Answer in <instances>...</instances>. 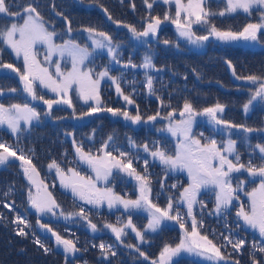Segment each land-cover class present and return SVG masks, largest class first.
<instances>
[{"label": "trees", "instance_id": "16d2710c", "mask_svg": "<svg viewBox=\"0 0 264 264\" xmlns=\"http://www.w3.org/2000/svg\"><path fill=\"white\" fill-rule=\"evenodd\" d=\"M183 2L186 3L187 0H183ZM149 3L152 5L151 8L148 7ZM226 3L227 1L224 0L220 2L205 0L204 6L211 12L219 13L224 11ZM6 4L12 13L23 11L28 6L34 7L42 18L43 24L50 31H58L67 39L70 38L69 33L73 32L72 39L80 41L84 39L85 33L88 32L86 29L89 28L106 32L112 38L115 59L109 53L103 55L97 53L96 58H103L99 61V67L107 69L108 73L116 79L117 84L123 88V94L132 98V104L134 105L132 112L138 111L136 114L141 116V121L147 122H141L146 130L152 128L155 130L151 138L156 143L162 142L164 144L168 140L172 141L164 134L163 124L168 123V120H172L174 116H181L180 112L183 111L186 101L191 103L193 109L197 112H202L203 109L214 107L219 103L224 106L223 112L225 113L224 118H222L223 115H218V118L231 124L244 125L253 129L252 132H244L240 128L231 129L233 131L230 134L232 138L238 137L244 141L243 144L238 145L237 152L242 159L246 158L243 164L248 165L250 161L255 166L264 164V160L253 148L257 143L264 145V104L254 101L253 106L250 107L247 113L243 110V105L259 84H253L244 79H236V76L246 77L248 75L264 77V30H262V34H259L257 45H251V43L250 45L248 43H221L219 40H214L216 39L214 36H209L207 41L197 45L190 43L187 38L181 37L177 26L172 23V20L176 18V4L171 0L167 4L163 0H147V3L145 0H6ZM260 14L261 9L252 12L250 15H245L237 10L235 13H226L224 16L218 14L209 16L208 19L210 24L215 25L217 29L227 30L230 26L238 27L240 24L245 27L254 18L255 20L259 18L258 21H260ZM26 15V13H23L21 17H10L11 20L4 17L0 19V25H10L11 22L21 23L23 21L22 17ZM165 15L169 16L167 21L163 19ZM184 15L181 16L182 23L185 22ZM109 16L111 19H109ZM155 17H159L162 21L155 35L150 33L147 37H136L129 30V27H134L138 32H142L149 23L153 22ZM69 29L71 30L69 31ZM209 30L208 25H192L195 36L208 35ZM164 41L169 43L165 44ZM2 51L0 49V64H9L11 57L7 51ZM145 57L151 59L153 67L147 69L142 67ZM228 61L231 62L233 67H229ZM95 65H97V61L93 62V66ZM131 65H136V67ZM233 68L236 76L233 75ZM148 77L152 79L151 91L147 85ZM10 88L11 86L7 87V89ZM19 90L20 88L16 87V91L19 92ZM107 90L113 92L112 86L108 85ZM170 113H174V115L169 117ZM149 116L156 117V121L150 120L153 121L152 125L148 124ZM200 117L203 116L197 115L194 117L197 122V127L193 132L194 137L201 138L203 143H209L210 140L224 141L229 138V135L224 133L225 130L229 129L224 128L223 125H217L216 129L212 121L211 124L207 125L204 119L201 121ZM122 120L123 118H120V122ZM41 124L44 126L43 128L42 126L39 127L40 125L34 126L31 134L25 138L27 150H20L23 153L25 151L34 152L35 155L30 154L29 156L33 161H36L37 167L40 163L38 155L42 156L44 150L46 151L45 159L50 156L46 163L49 161L59 163V156L62 155V149L59 151L58 142V145L43 146L41 138H38L35 140V146L28 144V141L35 135L57 134L55 130L45 129L48 124H45L43 119ZM147 134L144 137H147ZM137 136L138 133L134 131L133 134L126 137L130 140L132 138L136 139ZM99 137H101L100 133L97 137L98 141L100 140ZM122 138L117 136V145L111 149L112 154L125 162L131 160V166L136 171L140 166L144 167V176L150 182L148 187L158 190L157 188L161 185L160 180L154 175L157 167L152 166L149 156L147 157L144 152L136 153L127 145V141H119ZM22 140L23 137H20L19 144L22 143ZM251 141L252 143L248 145ZM0 143L9 145L10 143L13 144V140L0 130ZM62 144L63 146L64 144L69 145L66 140L62 141ZM121 146L124 148L122 149ZM167 151L171 150L168 149ZM121 152L126 155L121 157ZM145 161L148 162L147 165ZM3 167L5 169L0 171V264H88L87 261H82L83 259L90 261L92 264H152L151 259L156 260L155 252L152 251L155 245L159 243V239H164L162 234L155 238L147 237V241H150L148 244L140 245L135 242V247L131 249L128 245L133 244L128 242L125 246L123 242L114 239L107 241L93 238L75 224H71L69 229L63 228V230L69 232L67 240L73 241L76 248L79 249L80 257L78 261L70 259L64 253L53 252V242L50 238H43L39 235L35 224H33L36 218L31 216L25 209L28 202L26 195L18 197L20 190L15 184L23 179L21 177V167L15 163ZM18 170L21 174H18ZM82 174L88 176V173ZM117 177L119 178L116 175L115 179ZM167 180L169 182L164 184L166 188H170V190H166L167 192L177 193L186 185L183 174L169 175ZM238 183L237 179L233 180V184L237 185ZM173 185L175 186L173 187ZM134 190L132 188V191ZM50 192L60 208H72V217L76 218L75 213L80 212V204L71 199L68 201L57 189L50 187ZM158 192V195H154L156 198L163 195L159 190ZM56 194L59 195V198ZM123 195L126 196L125 193ZM214 195V190L213 194L209 190L199 197L200 200H204L203 206L201 205L204 214L197 215V222L201 224L200 229L202 230L200 234L207 236L220 249L221 255L225 257L223 260L213 259L214 261L211 264H237V262L238 264H253V257L258 264L261 262L264 264V252L259 251L260 247H264L262 239L241 232L239 229L240 224L232 213L227 212L219 215H214L211 212V214L207 213L213 206ZM201 197L204 199H201ZM62 199H65L66 202H63ZM5 205L10 207H5ZM176 210L183 221L188 222L185 211L183 209ZM91 211L96 217H99L95 210ZM17 216L24 219L28 227L14 223L13 221ZM51 219L55 220L54 218ZM49 224L53 228L59 226L55 229H60L59 222L53 221ZM18 227L24 228L27 233L26 237L16 234ZM82 233L86 236L83 237ZM36 240H40L50 251L45 252L43 248L35 243ZM229 240L232 243H229ZM241 240L244 241V244L239 250L233 248V244ZM83 242L85 246L82 245ZM100 244L110 245L111 251L115 252V255L108 254L109 262L103 259L100 260V255L104 254L99 247ZM164 245V243H161L157 247L161 249ZM253 245H256V247L254 248ZM137 248L140 251H137ZM140 252L145 255L141 256ZM146 254L150 258L145 259ZM177 262L178 264H204L190 258L180 259L174 264H177Z\"/></svg>", "mask_w": 264, "mask_h": 264}, {"label": "snow or ice", "instance_id": "6c2138e0", "mask_svg": "<svg viewBox=\"0 0 264 264\" xmlns=\"http://www.w3.org/2000/svg\"><path fill=\"white\" fill-rule=\"evenodd\" d=\"M147 3V0H145ZM165 4L170 3V0H163ZM176 3V18L172 20L177 26L179 35L185 37L192 44H200L203 41H207L209 36H214L219 41L224 43H230L235 41H253L258 42V34H262L264 30V0H227L226 7L224 11L219 13L211 12L209 9H206L204 4L205 0H188L187 4L182 3V0H175ZM148 7L151 8L152 5L149 3ZM259 7L261 9L260 21L257 23L247 24L242 31L234 32L231 30H219L215 25L210 24L209 16L220 15L224 16L226 13H235L237 10H242L244 13H251L255 8ZM106 11V10H105ZM24 12L27 14L23 18V23L19 24L17 22H11L10 25H5L0 27V40H2L8 47L15 52L17 57L23 55L24 61V71L21 72L20 69L14 67L12 64H0V67L11 69L13 72L17 73L20 81L23 83V88L26 93L33 100H43V102L48 106L49 112L52 109L53 104L63 103L67 104L69 107H72L70 99L62 100H45L43 96L38 95L34 87V81L39 80V83L46 88H49L52 92L57 93L58 95L67 96L68 90L72 87L73 83L80 85V95L81 98L87 103L88 100H94L97 104V107L90 109L85 115H90L97 111H108L112 113L113 116H123L126 120H130L133 124L141 122V116L139 114L135 116L129 115L128 112L120 111L118 109L107 108L103 109L99 107L100 97H99V79L93 80L89 72L80 71L79 65L84 63V60L91 54L87 47H80L78 44H75L72 41H65L62 46H57L53 43V37L56 35L54 32H49L42 22V18L39 16V13L36 12V9L32 6H28L24 9ZM35 13V15H33ZM181 13H184V23L181 22ZM0 19L4 17H21V13H12L9 9V6L6 4V0H0ZM109 19L111 17L109 16ZM165 21L169 19L168 15L163 17ZM162 23L159 17L153 18V22L149 23L147 28L138 32L134 27H129V30L136 37H147L150 33L155 35L159 25ZM193 24H204L209 26L208 35L195 36V33L192 31ZM71 29H69L70 31ZM90 35L95 34L102 37V40L93 39L92 43L95 48L103 49L107 47L109 55L115 59V49L111 47L112 38L105 34L104 32H96L95 29H86ZM19 34V39L16 38ZM107 41V44H105ZM37 43H45L49 47V52L47 58L50 59L51 55L54 52H59L60 55H64L65 52L72 58L73 68L72 71L67 75H63L59 71V65H57V75H63L61 81L54 80L52 75L48 73L46 68H41L39 62L36 60V54L33 51V47ZM165 44L169 43L164 41ZM229 67H233L231 62H227ZM136 67V65H131ZM127 67V65H126ZM144 68L153 67L151 59L145 57L144 63L142 65ZM233 75L236 76L235 69L233 68ZM108 76L107 69L99 73V77L103 78ZM116 82L115 78L109 77ZM236 79H244L250 81L253 84H259V86L252 91L249 99L243 105V110L247 113L251 106H253L254 101H259L264 104V77L257 75H248L246 77L236 76ZM147 85L149 90L152 88V79L148 77ZM11 92H15L16 89H10ZM120 87L117 84V92L119 93ZM2 94V92H0ZM122 94V93H121ZM124 99L128 103H132L128 96H124ZM224 111V106L217 103L214 107H209L203 109L202 112H197L193 109V106L189 102L184 103L183 111L180 112L182 117L187 114V119L180 121L179 125L172 126L170 125L168 131L171 132L173 136H176L179 132L184 137V142L180 143L177 146V151L175 156L167 155L163 150L157 149L156 151L151 152L153 157H156L160 162L166 166L171 167L172 169L180 168L187 169L188 176L191 180V183L188 188L184 189V192L181 194L182 201L187 205V215H193V206L198 203L197 195L202 187L208 185H214L219 191L216 193V203H215V212L217 214L221 213L222 210H227L229 205L233 200V193L236 191L232 187L230 174L233 172H240L242 169L248 173L251 177H260V185L258 189H254L253 192L249 193L251 199V209L246 211L243 207L236 213V215L244 221V223L252 229L258 230L261 237H264V164L255 166L249 162L248 165L240 163V156L238 153L235 154V163L233 160L229 159L228 156L222 155L221 151L216 146L215 140H210L209 143L201 146V142L198 139L191 137V128L193 119L197 115H207L212 122L216 125H223L226 129L240 128L244 132H252L253 129L245 127L244 125H235L227 121H224L218 118V113ZM39 113L27 103L20 104H11L6 107L4 104L0 103V125H7V128L11 130L13 134H16L20 131V121L23 120L26 124L30 123L33 119H39ZM158 115V114H157ZM172 114H169V117ZM155 116H149L148 120H155ZM111 139V137H109ZM235 140H229L227 147L224 148V152L229 154L235 153ZM107 147V145H105ZM145 151H148L147 145L144 146ZM256 148L259 149V152L262 154L261 159L264 160V145H256ZM0 166H6L10 158H15L16 160L21 161V168L23 169L24 175L28 177L29 181L33 184H36L35 175H38L36 172L35 166L32 165L31 159L26 157L23 152L18 155L16 150H12L11 146L4 143H0ZM76 152L79 158L90 165L96 172L97 179H107L111 174L112 168H118L120 171L126 172L129 176H134L136 180L140 182V197L135 200L123 199L120 196L115 195L111 192V189H106L101 191L96 188L91 180H85L79 175V173L69 169L71 177H68L53 161L49 164V168H55L57 174L61 178V184L65 188H70L73 195L79 196L81 200H86L90 204H100L104 201H107L108 207L112 208L116 204L123 205L125 210L129 209H140L147 207L150 210V219L148 221L147 228L156 231L160 227L163 220H176L180 223L181 229H184V234L178 244L175 246L165 245L163 250L160 252L159 260L152 261V264H174L173 258L179 257L182 252L195 254L197 256H205L207 253V259L212 260H223L224 256L221 255L220 249L213 244L207 236H202L197 230V221L193 216L191 231L185 229L184 223L181 221L179 213L172 215L173 205L171 202L168 203L166 208H160L152 204L148 199L147 193L150 192L148 184L150 183L146 176H142L132 168V161L117 159L112 156L111 152H105L103 157H93L90 153H85L80 147H76ZM126 154L121 152L120 156L124 157ZM218 160L219 164H213V161ZM147 161L145 164L147 165ZM175 185H173L174 187ZM28 199L32 208L36 210L37 213H52L55 215L54 209L58 208L59 205L56 203L52 194L47 191L46 186L37 189L35 195L31 191L28 193ZM203 206L202 202H200ZM5 207H10L5 205ZM79 215L83 214V210L78 213ZM63 215V213H61ZM73 215L69 213L65 218ZM16 224H23L25 227H28L27 222L21 217L17 216L13 221ZM42 228H46L48 232H51L55 237L56 244L63 246V251L66 254L76 253L79 249L76 248V245L73 241L63 239L59 234L54 232L51 228H48L47 225H40ZM89 226L95 232L97 230L96 225L89 222ZM110 228L115 234L117 240H121L123 235H126L124 227L132 228V231L135 232L136 237L141 241H144V235L141 231L137 230L133 225L131 218L129 217L127 224L124 227H117L114 225H106ZM16 234L19 236H27L24 228L18 227ZM227 239V238H226ZM232 243L231 240L228 241ZM41 248L45 252L50 251L40 240H36ZM244 244V241L241 240L236 244H233V248L239 250V248ZM102 253L105 256L108 254L115 255V252L111 251L110 245L100 244L99 245ZM128 247H135L134 245H128ZM255 248L256 245H253ZM140 251L139 248L136 249ZM259 251L264 252V247H260ZM141 256L145 254L140 252ZM145 259L147 257L145 256ZM178 264V262H177ZM238 264V262H237ZM253 264H257V261L253 257Z\"/></svg>", "mask_w": 264, "mask_h": 264}, {"label": "rangeland", "instance_id": "374dc122", "mask_svg": "<svg viewBox=\"0 0 264 264\" xmlns=\"http://www.w3.org/2000/svg\"><path fill=\"white\" fill-rule=\"evenodd\" d=\"M159 1H162V0H159ZM171 1L174 4H176L175 0H171ZM220 1L221 0L219 1L217 0V2H220ZM224 1H227V0H224ZM182 3H184L183 0H182ZM187 3H188V0L184 4H187ZM238 11L241 13H244L242 10H238ZM254 11H260V8L255 7L251 11V13ZM19 13H21L22 15L25 12L23 10V11H19ZM244 14L250 15L249 13H244ZM33 15H35V13H33ZM182 15H184V13H181V16ZM5 18L10 19V17H5ZM12 18H15V16H13ZM251 18H254V17H251ZM253 20H251L250 23L259 22L258 21L259 18H257L256 20L254 18ZM0 23H1V20H0ZM22 23L23 21L19 24H22ZM5 25H2V26H5ZM2 26L0 25V27ZM242 26H243L242 24H240L238 27L230 26V28L228 29L234 32H239L243 30L244 27ZM44 27L49 32H53L52 30L50 31L49 28H47L45 25ZM96 32H103V31L96 30ZM54 33L56 35H54L53 37V43L57 46H62L65 43V41L70 40L74 42L75 44H78L82 48L83 47L88 48L91 54L87 57V59L84 60V63L82 65H79V68H80V71L82 72H89L93 80L99 79V97H100L99 107L100 108L118 109L122 112L124 111L128 112L129 115L131 116L137 115L136 113H138V111L132 112V107H134V105L132 103H128L124 99V96H128L129 99L132 101V98L129 95L123 94L124 91L121 85H119L121 91L119 93L117 92V82L114 83L113 80L109 78V77H112V78L114 77L109 73H108V76H105L103 78L99 77V73L105 71V69L99 67L100 65L99 61L103 60V58H96V55L97 53H100L101 55L108 54V49L107 47L103 49L95 48L92 41L93 39L102 40L103 39L102 37L97 36L95 34L90 35L89 32H86L84 39L77 41L76 39H72V37L74 36L73 32L69 33L70 35L69 39H67L66 36H62L63 34H61L58 31H54ZM104 33L107 34L106 32ZM16 38L19 39V34H17ZM214 40H218V39H214ZM219 42L222 43V41H219ZM258 42H259V34H258ZM258 42L240 40V41H235V42H230V43H233V44L248 43V45H250L251 43V45H257ZM105 44H107V41H105ZM0 49L1 51L5 50L8 52V55L11 57L9 64H12L14 67L20 69L21 72L24 71V61H23L22 54L20 57H17L15 52H13L12 49L8 47L2 40H0ZM33 51L36 54V60L39 62L40 67L46 68L48 73L52 75L54 80L61 81L63 79V75H67L69 72L72 71V68H73L72 58L66 52L64 55H60L58 51L54 52L51 55V58L48 59L47 56L49 52V47L45 43L35 44L33 47ZM96 61H97V65L93 66V62H96ZM57 65H59V71L63 75H57ZM108 85L112 86L113 92H110L107 90ZM10 86L13 89H15L16 87H20L19 92L22 94V96H19V98H16L15 92H11L10 91L11 88L7 89V87H10ZM34 87L37 91V94L43 96L45 100H62L65 98L70 99L72 107H69L67 104L57 103V104H53L52 109L49 112L48 106L43 102V100H39V99L33 100L31 96H29L28 93L24 91L23 83L20 81L17 73L13 72L11 69L0 67V92H2L0 96L7 99L5 101L2 100L3 102L0 101V103L8 107L10 106L9 103L12 101V99L16 98L14 104L23 105L27 103L30 107L34 108L40 114L39 119H33L30 123H27V124L23 120H21L20 121V131L16 134H13L11 130L7 128V125H0V129H3L4 131H6V133L10 135L9 138H12L13 140L14 145L11 143L9 144L12 150H16L18 152L17 153L18 155L21 153L20 150H27L28 147H26V145H21V146L19 145V137L30 134L32 132V130H30L31 127L41 123V118H42L48 124L47 127H45V129L55 130L57 134L55 135L53 133H50V134L35 135L31 140L28 141L29 145L35 146V140L38 138H41V142H43L42 144L43 146L51 145V144L52 145L59 144L60 146L59 151L60 149H62L61 150L62 155L59 157L60 158L59 168L68 177H71V173L68 170L72 169L73 171L79 173V175L83 177L85 180H91V182L95 185V187L100 189L101 191H104L106 189H111L112 193H114L117 196H120L123 199L135 200L140 197V182L136 180L134 176H129L126 172L120 171L118 168H112L111 174L107 177L106 180L102 178L97 179L95 170L90 165H88L86 162L82 161L76 152V147H80L85 153H90L93 157H103L105 152H111V149H113L117 145L116 143L117 136L120 138L123 137L119 141H123V142L127 141V145H129L132 148V150L136 153L140 151L144 152L147 155V157L149 156L150 158L149 161L152 164V166L157 167V168L155 167L156 169H155L154 175L158 180H160L161 185L157 189L160 192H162L163 195L161 197L156 198L154 195H158L159 192L158 190H155L153 187H151L150 192L147 193L148 199L151 201L152 204L162 209L166 208L168 203L171 202L173 205L172 213H171L172 215H176L178 213L176 209H183L185 211L188 222L183 221L181 217L180 219L184 223L185 229H187L188 231H191L193 217L187 215V211H188L187 205L181 199V194L184 192V189L188 188L191 183V180L188 176L187 169H180V168L172 169L171 167L162 164L158 158L153 157L151 155V152L156 151L157 149H161L167 155L175 156L176 151H177V146L180 143L184 142V137L179 132L177 133L176 136H173L171 132L168 131V128L170 125L172 126L179 125L180 121L187 119V116H184V117L174 116L172 120L167 119L168 123L163 124L164 134L167 135L173 142L167 139L168 141L164 144L162 142L156 143L151 138L154 135L155 130L153 128L146 130V128H144V125H142V123H147V122L141 121L142 123L140 122V123L133 124L130 120H128L129 121L128 123L133 124L130 129L134 130L135 133H138V136L136 137V139L132 138L128 140L126 136L129 135L130 130L125 127L126 125L122 124L123 122L116 123L113 121L114 119L120 121V118H123L122 121L127 122V120L123 116H120V115L113 116L112 113L108 111H97L90 115H85V113H88L91 108L97 107V104L94 100H88L86 103L84 99L81 98V95L79 92V89H80L79 84L73 83L72 87L68 90L66 97L63 95H58L57 93L52 92L49 88L44 87L43 85L39 83V80L34 81ZM224 113L225 112L218 113V115H223L222 118H224ZM172 115H174V113H172ZM201 116H203V117H200L201 121L202 119H204L205 124L207 125L211 124V120L207 115H201ZM178 117H180V119H178ZM109 120L114 122L113 126L108 123ZM157 120H159V118H157ZM152 123L153 121L148 120V124H152ZM214 126H216V129H217L218 126L215 123H214ZM98 127L102 128L103 132H101L98 129ZM196 127H197V122L193 119L190 135L192 138L200 140L201 146H203L207 143H203L201 138L193 136V132ZM225 131H226L224 132L225 135H229V138L225 139L224 141L223 140L217 141L216 146L221 151L222 155L228 156V158L233 160V162L235 163L234 158H235V154L238 152V145L240 143L243 144L242 142L244 141H242L238 137L232 138L230 134L233 131H231V129L225 130ZM99 133L101 137H99L100 140L98 141L97 137L99 136ZM146 133H148L147 137H144ZM109 137H111V139H109ZM230 139L236 141V145H235L236 151L233 154H229L223 151L224 148L227 147L228 141ZM64 140H66L69 143V145L64 144L63 146L62 141ZM76 140H81V141L76 142ZM251 143L252 141L249 142L248 145H250ZM258 144L263 145L262 143H257L254 145L253 148L255 151H257L258 155L261 156L262 154L259 152V149L256 148V145ZM105 145H107V147H105ZM145 145H147L148 151H145V148H144ZM244 148H241V149L243 150ZM168 149L171 151H167ZM0 151H3V150L1 149ZM23 154L24 155L26 154L27 155L26 157H29V155L34 154V152L31 153L29 151H25ZM45 154H46L45 150L43 151L42 156H39L37 154L40 161L42 162L39 166L41 170H39V168L37 169L36 161H33V159L30 157L31 162L35 166L36 172L38 173V175H35L33 177L36 181V184H33L29 181L28 177L24 175L22 168H21V172H22L21 177L23 179L19 180L15 184V186L19 188L20 190L19 195L16 192L18 197H22V195L24 194L26 195L28 204L27 206H25V209L27 212L30 206V202L28 199L29 191H31L32 194L35 195L37 193L38 188L42 189L43 187L46 186V189L49 192L50 190L48 189L47 185H52L55 187V190L56 189L58 190L60 194L62 193V194L67 195L70 198H74L79 203H81L84 207L87 206L92 209H96L99 212H104L102 213L100 217V220H103L104 224L100 223L99 225L95 221L92 220L95 218L92 217V219H90V218H87V216L83 214L79 215V218L77 220H74L72 216L68 218V220L79 222L81 226H83V223H86L91 220L92 224L96 225L97 230L95 232L93 230H89V231L94 235L99 234L100 237L103 238L104 240L111 241V239H109V236L117 240L115 234L112 232L110 228L106 227V225L124 227L127 224L129 217L131 218L132 225L137 230L143 233L144 241H141L140 239L136 237V234L135 232L132 231V228L124 227V231L126 235H123L121 237V240H117V241L123 242L125 246H127V242L129 241H131L132 242L131 244L133 245H135V242L139 243L140 245L148 244L150 243V241H147V237L151 236L152 238H155V237H158L160 234H162V237H164V239H159V243L155 245L152 251V252H155L154 254L156 256V261L159 260L160 252L163 250L165 245L175 246L176 244L179 243V241L183 237L184 229H181L180 223H178L176 220H163L161 222L160 227L157 228L156 231H152L148 229L147 225L150 219V211H154V210H150L147 207L140 208V209L125 210L123 205L121 204H116L112 208H109L107 201H104L97 205V204H90L86 200H81L79 196L73 195L70 188H65L62 186L61 178L57 174L56 169L49 168V164H51L52 162L49 161L47 164H45ZM251 154H253V152H251ZM112 156L116 157L114 154H112ZM116 158L119 159L118 157ZM245 159H242L240 157V161L242 164L244 163ZM10 163L18 164L21 167V161L16 160L15 158H10V161L8 164ZM213 164L214 166L218 165L219 161L215 160L213 161ZM3 169H4L3 166H0V171H2ZM144 170L145 168L140 166L136 172L144 176ZM21 172L18 170V174H21ZM82 173H86V174L88 173V176H85ZM179 174L181 175L183 174L185 176L186 185L182 187V189H180L177 193L167 192L166 190H170V188H166L164 186L165 183L169 182V180H167V176L169 175L177 176ZM116 175L120 176L119 178L120 180L115 179ZM230 179H231L232 187L236 189V191L233 193L232 203L229 205L227 210H222V212L219 214H225L227 212L232 213L237 218L240 224L239 229L241 230V232L245 233L246 235L251 234L253 236H259L264 241V237L260 236L258 230L252 229L249 226H247L244 223V221L236 215V213L240 210L241 207H243L246 211H250L251 199H250L249 193L253 192L254 189L259 188L260 177H251L248 175L246 171L244 172L243 170H241L240 172L231 173ZM234 179L238 180L239 183L237 185L233 184ZM132 188H134L135 190L132 191ZM209 190H211L212 194L214 190L215 195L212 201L213 206H211V210H208L207 213L219 215L214 210L215 203H216V193L219 191V189L216 188L214 185H208L200 189L197 195L198 203L194 204L193 206L192 216L196 217L195 218L196 221H197L198 214H204L203 208L200 204V202L204 203V200H200L199 197L201 196L202 193L204 194L205 192ZM122 192H124L127 197L123 195L124 193ZM56 196L57 198H59L58 194H56ZM202 198L203 197H201V199ZM62 200L63 202H66L65 199H62ZM71 209L72 208L63 209V208H60L59 206L58 208L54 209L56 213L55 215H53L52 213H37L35 210L34 217L36 218V220L34 222L38 228L39 233L42 234L44 237H50L51 239H53L54 248L52 247V249H55V251L59 253H64L63 246L57 245L55 237L52 235V233L48 232L46 228H42L40 225H47V227L49 228L52 226L51 224L48 223L49 219L57 218L58 221L65 220L66 215L70 213ZM61 213H63V215H61ZM111 214L120 215V216H116V217L115 215L110 216ZM65 221L68 222L67 220ZM145 221H147L146 224H143L145 223ZM56 227H59V226H56ZM200 227H201V224L197 222V230L199 233H202V230L200 229ZM56 230L57 231H54V230L53 231L62 237L60 229H56ZM68 233H69L68 231H65V230L63 231V235H66ZM161 243H164L165 245L161 249H159L157 246ZM82 245L85 246V243L83 242ZM131 249H133V247H131ZM207 255H211V253H207L205 256H197L195 254L182 252L179 257L173 258V262L179 261L180 259H183V258H190V259L198 260L204 264H210L211 260L207 259ZM102 257H106V256H103V254H101L99 257L100 260L103 259ZM146 257L150 258L147 254H146ZM154 260L155 259H151V262ZM109 261L110 259L107 257V262Z\"/></svg>", "mask_w": 264, "mask_h": 264}, {"label": "flooded vegetation", "instance_id": "af4514ba", "mask_svg": "<svg viewBox=\"0 0 264 264\" xmlns=\"http://www.w3.org/2000/svg\"><path fill=\"white\" fill-rule=\"evenodd\" d=\"M92 237H93V235L92 234H90ZM87 262H88V264H92V263H90V261H88V260H86Z\"/></svg>", "mask_w": 264, "mask_h": 264}]
</instances>
